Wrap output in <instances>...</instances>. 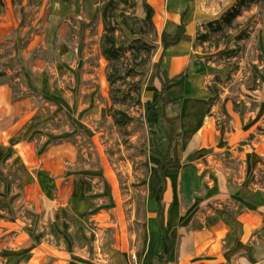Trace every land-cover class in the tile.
<instances>
[{"label": "rangeland", "instance_id": "obj_1", "mask_svg": "<svg viewBox=\"0 0 264 264\" xmlns=\"http://www.w3.org/2000/svg\"><path fill=\"white\" fill-rule=\"evenodd\" d=\"M237 1L148 0L153 49L113 105L98 0H0V264H99L122 233L136 254L153 242L169 136L162 53L166 233H208L248 212L264 224V0H246L230 28L208 27ZM185 6L188 39L165 50ZM111 107L133 122L114 125ZM249 250L264 255L259 239Z\"/></svg>", "mask_w": 264, "mask_h": 264}, {"label": "trees", "instance_id": "obj_2", "mask_svg": "<svg viewBox=\"0 0 264 264\" xmlns=\"http://www.w3.org/2000/svg\"><path fill=\"white\" fill-rule=\"evenodd\" d=\"M100 4V19L102 23L103 33L100 39V52L107 62L106 81L109 87V97L113 105L124 104L127 98H130L129 92H123L118 83H122L126 78L136 76L135 69L143 67L147 62L153 46L145 39L148 34H156L154 26V8L148 3V0H98ZM249 2L246 0H238L230 8H228L214 24H208L211 31H220L221 26L230 28L232 23L238 18L241 13L249 8ZM0 6L3 4L0 2ZM140 7L143 13L142 18H138L135 13L136 9ZM187 13V7L180 14V33L175 42L165 46L168 47L177 45L184 34V27L182 20ZM214 26L216 28H214ZM117 32L121 34L123 40H119L116 35ZM202 42L207 41V34L202 35ZM123 60H127L129 64H124ZM163 53L161 54L158 63L155 67V77L157 78L160 89L158 91L159 113L162 122L169 127V136L166 148V154L159 162L157 168V175L161 182V188L156 200V208L161 217L160 234L166 249L163 250L158 258V264H166L171 254L174 244L169 240L164 233V202L163 195L166 190V179L164 171L160 166L169 159L173 148L174 133L173 124L166 114L165 90L170 84L171 79L168 76L166 69L162 67ZM119 84V85H120ZM134 88L135 98L140 104V84L136 83ZM128 89V88H127ZM109 117L113 124L123 128L133 122V117L120 109L109 110Z\"/></svg>", "mask_w": 264, "mask_h": 264}, {"label": "crops", "instance_id": "obj_3", "mask_svg": "<svg viewBox=\"0 0 264 264\" xmlns=\"http://www.w3.org/2000/svg\"><path fill=\"white\" fill-rule=\"evenodd\" d=\"M184 2L186 5V0ZM185 37L183 34L181 43L184 42ZM164 233L174 244L166 264H264V255L257 258L249 250L254 240L259 239L264 245V224L259 221L257 213L241 214L237 217L236 223L219 226L217 230L213 228L208 233L189 232L181 237H173L166 233L165 227ZM132 243L133 241L122 233L121 237L116 240L117 251L98 260V263L158 264L161 252L166 249L160 234V224L153 242L146 244L138 254L133 250Z\"/></svg>", "mask_w": 264, "mask_h": 264}, {"label": "bare ground", "instance_id": "obj_4", "mask_svg": "<svg viewBox=\"0 0 264 264\" xmlns=\"http://www.w3.org/2000/svg\"><path fill=\"white\" fill-rule=\"evenodd\" d=\"M169 24L171 25V23H169ZM187 39H188V37L186 36V37L184 38V41L187 40ZM171 62H172V61H171Z\"/></svg>", "mask_w": 264, "mask_h": 264}]
</instances>
